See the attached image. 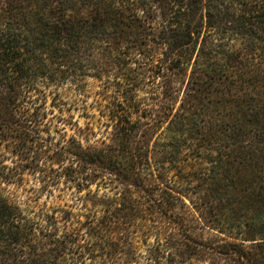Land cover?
<instances>
[{"label": "trees", "instance_id": "16d2710c", "mask_svg": "<svg viewBox=\"0 0 264 264\" xmlns=\"http://www.w3.org/2000/svg\"><path fill=\"white\" fill-rule=\"evenodd\" d=\"M89 77L106 138L54 141ZM195 228L264 264V0H0V264H192Z\"/></svg>", "mask_w": 264, "mask_h": 264}, {"label": "rangeland", "instance_id": "374dc122", "mask_svg": "<svg viewBox=\"0 0 264 264\" xmlns=\"http://www.w3.org/2000/svg\"><path fill=\"white\" fill-rule=\"evenodd\" d=\"M110 83L106 78L99 80L96 78L89 77L86 79L84 84V96L86 100H84L83 103H81V106L85 103L88 104V107L85 111L83 109L78 108L76 102V98L80 97L78 92L71 91L69 92V89H62L61 94L63 96V100L59 103H65L60 104L64 107V112H60L58 108L52 107L51 104H48V108L50 109V114L42 121L43 125L48 126L52 129V136H54V141L57 138H61V135H67V138L73 135L75 133V130L82 129L80 135L82 133H87L88 128L94 129L96 132V136L91 135L90 139L94 140L96 144H101V139L106 138V129L102 128L100 130L97 127L98 118L101 115H106V107L100 106V102L102 105H106L108 103L107 100H103V87L110 85ZM99 101V102H98ZM50 102V100H49ZM106 118V117H105ZM46 135V134H44ZM11 164V163H10ZM19 188L11 187V191L13 194H11L12 197H17V199L21 198L23 193H25L24 190ZM23 188L25 189H40V183L35 180L33 176L26 175L25 176V182L23 184ZM64 188V187H61ZM95 188V187H93ZM25 195V194H24ZM63 195L67 196L66 192H63ZM41 201H44L47 199V194L41 195ZM191 233L192 235L198 240L199 243H201L200 246L197 248L195 247H189L188 251L194 255L193 258H189L190 262L192 264H210L208 261V257L210 254V246L213 245V243L221 244L223 243L222 239H227L224 237V235L219 234L217 231L214 230H202L201 228H195L192 229ZM143 236L142 234L139 235V239L141 242H138L139 249V255L142 257H145L146 254L150 251L149 244L154 245L155 240L157 239V236L153 234L150 237H147V242L145 243L144 240H142ZM212 244V245H211ZM215 245V244H214ZM179 259H176L175 261H178ZM207 260V261H205ZM142 263L145 262L144 260H141ZM173 261V262H175ZM162 263L167 264H174L169 257V261H166L165 259L161 261ZM188 264V263H187ZM223 264V262L221 263Z\"/></svg>", "mask_w": 264, "mask_h": 264}]
</instances>
